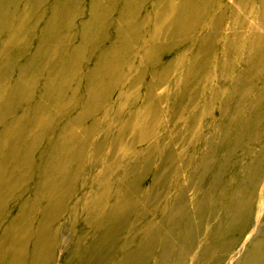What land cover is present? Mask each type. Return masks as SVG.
I'll return each mask as SVG.
<instances>
[{
	"label": "rangeland",
	"instance_id": "374dc122",
	"mask_svg": "<svg viewBox=\"0 0 264 264\" xmlns=\"http://www.w3.org/2000/svg\"><path fill=\"white\" fill-rule=\"evenodd\" d=\"M54 4L0 0V264H264V0Z\"/></svg>",
	"mask_w": 264,
	"mask_h": 264
},
{
	"label": "bare ground",
	"instance_id": "6f19581e",
	"mask_svg": "<svg viewBox=\"0 0 264 264\" xmlns=\"http://www.w3.org/2000/svg\"><path fill=\"white\" fill-rule=\"evenodd\" d=\"M61 1L62 0H54V2H55V4L56 5H59L60 3H61ZM54 4V5H55ZM94 6V5H93ZM204 7V6H203ZM97 10V9H96ZM191 10V9H190ZM191 12V11H190ZM184 14V13H183ZM188 14V13H187ZM191 15V14H190ZM196 15V14H195ZM192 17V16H191ZM191 19V18H190ZM196 20V19H195ZM184 21V20H183ZM97 23V22H96ZM182 29H183V27H182ZM52 32V31H51ZM89 39H90V37H89ZM118 44H120V43H118ZM32 58V57H31ZM81 61V60H80ZM74 63V62H73ZM16 67V66H15ZM36 68V67H35ZM68 69H70V68H68ZM25 72V71H24ZM31 73V72H30ZM71 74V73H70ZM71 76V75H70ZM33 79V78H32ZM24 88V87H23ZM17 92V90L15 91V93ZM18 94V93H17ZM7 108H8V106H7ZM3 110V109H2ZM24 117V116H23ZM3 146V145H2ZM9 147V146H8ZM0 148H2V147H0ZM14 151V150H13ZM248 223L249 222H247V221H245V222H243L242 223V227L241 228H247L248 227ZM261 223V222H260ZM260 225V224H259ZM259 225L255 228L256 230H258L257 228L259 227ZM115 227H116V229H115ZM113 231L116 233V232H118L119 230H120V227H118L117 225H114L113 226ZM249 229V228H248ZM260 229V228H259ZM254 230V229H253ZM113 232V233H114ZM118 234V233H117ZM256 234V233H255ZM262 234V233H261ZM119 236V235H118ZM102 237V236H101ZM65 239V238H64ZM66 241V240H65ZM174 241H175V235L171 238V239H169L167 242H166V244H165V248H168L167 249V251H166V253L169 255L170 253H171V251H172V247H173V244H174ZM68 242V241H67ZM110 242V241H109ZM66 243V242H65ZM100 244V238L99 239H97L96 241H94L93 243H92V248H91V253H95V252H97V249H96V247H98V245ZM107 244H109L108 242H107ZM116 244H117V242L115 243V245H113V246H109V247H112L113 248V250H115V249H117L116 248ZM184 244V243H183ZM37 245V244H36ZM248 246V245H247ZM63 248V247H62ZM171 248V249H170ZM44 249V248H43ZM178 249V248H177ZM59 250V249H58ZM264 250V249H263ZM34 255H33V257H32V261L33 262H35V261H39V259L41 258V252H40V249L38 250V248L37 247H35V249H34ZM135 252V251H134ZM91 253H89L88 255H86L85 257H84V260H82L83 261V263L84 262H86V261H88V260H90L91 258H92V256H93V254H91ZM118 253V252H117ZM116 253V254H117ZM262 253V252H261ZM173 255V254H172ZM242 255V254H241ZM112 257H114L113 255H110L109 257H108V259L110 258H112ZM102 258H104L105 259V254H103L102 253V255H100L99 256V259H102ZM233 258V257H232ZM35 261H34V260ZM107 259V260H108ZM190 260H191V262H193L194 261V259L192 258H190ZM190 262V263H191ZM51 263V260L50 259H46L45 261H44V264H50ZM234 263V262H233ZM246 263V262H245ZM34 264V263H33ZM177 264H182V260H177Z\"/></svg>",
	"mask_w": 264,
	"mask_h": 264
}]
</instances>
